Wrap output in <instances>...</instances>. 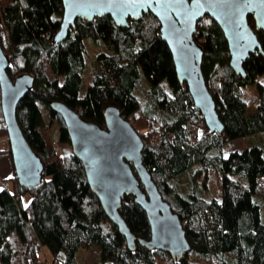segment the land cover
<instances>
[{"label": "trees", "instance_id": "1", "mask_svg": "<svg viewBox=\"0 0 264 264\" xmlns=\"http://www.w3.org/2000/svg\"><path fill=\"white\" fill-rule=\"evenodd\" d=\"M62 12L61 0H0V47L10 61L6 72L12 80L22 73L34 78L17 103V123L44 165L39 186L20 188L13 173L5 178L9 188H0V264H44V253L48 264H81L78 251L92 247L98 248L101 264H264V141L259 139L264 135V83L259 81L264 56L250 54L243 63L247 76H236L221 29L208 16L197 22L201 69L224 126L219 134L206 128L177 80L170 51L158 35L159 22L150 12L130 19L128 27L116 26L109 15L90 22L76 19L66 39L54 44ZM247 20L254 28L253 18ZM256 33L264 51V33ZM85 39L99 47L90 75ZM249 86L257 103L246 113ZM52 101L101 127L104 108L118 107L143 141L144 167L181 221L190 249L180 260L139 242L151 232L133 196H125L119 210L137 238L136 248L128 249L91 192L81 161L72 151L60 155L48 137L38 104L57 121L59 142L70 145ZM1 135L6 129L0 109ZM238 138L246 139L245 147L225 155V144ZM186 174L187 187L179 188L176 181ZM210 175L217 197L207 198L200 189ZM25 195L30 196L26 204Z\"/></svg>", "mask_w": 264, "mask_h": 264}, {"label": "water", "instance_id": "2", "mask_svg": "<svg viewBox=\"0 0 264 264\" xmlns=\"http://www.w3.org/2000/svg\"><path fill=\"white\" fill-rule=\"evenodd\" d=\"M60 26L52 36L57 44L66 39L76 19L92 21L109 15L119 27H128L150 12L159 22V37L165 41L174 64L177 80L185 86L193 105L199 110L209 131L219 134L223 124L215 102L206 86L201 64L203 48L194 34L197 22L210 17L221 29L227 42L229 67L245 78L244 61L258 52L264 56L256 30L264 33V0H61ZM254 21V29L247 17ZM0 14V24H1ZM10 61L0 47V109L9 144L14 175L20 188L40 185L44 165L30 147L16 119L18 101L32 89L34 78L22 73L13 80L6 69ZM66 127L72 154L82 163L90 190L98 198L107 218L125 238L129 250L136 248L137 238L129 230L119 210L125 196L145 212L150 238L139 239L149 250L168 253L180 260L189 249L178 215L172 211L142 163L143 141L131 124L121 116L117 106L104 108L105 127L84 120L77 111L61 101L50 102ZM133 167L136 175L130 166ZM142 185L143 188L140 187Z\"/></svg>", "mask_w": 264, "mask_h": 264}, {"label": "rangeland", "instance_id": "3", "mask_svg": "<svg viewBox=\"0 0 264 264\" xmlns=\"http://www.w3.org/2000/svg\"><path fill=\"white\" fill-rule=\"evenodd\" d=\"M85 44L87 45L88 52L90 54V59H88L87 62V75H90V73L93 71V69H96V64L94 63V56L96 52L99 50V47L94 45L92 42H90L88 39H85ZM259 81L264 83V77H260ZM84 92V88H82V93ZM245 96L248 100V106L246 107V113H250L254 111L255 104L257 103V93L253 86L247 87L245 90ZM38 108L40 111V114L44 120V122L49 126L48 129V137L50 139H53L54 144L56 145L59 154L70 152L71 151V145H68L67 143H61L58 139V123L55 119H52L48 116L46 108L38 104ZM259 139L261 141H264V135H260ZM247 141L244 138H238L233 141L228 142L224 146V154L226 155L230 150H241L245 147ZM8 139L7 135H1L0 136V181H6L5 178H8L13 175V164L10 157V154L8 152ZM5 148V149H3ZM7 151V152H5ZM7 158L8 163L5 165L4 158ZM202 174V173H201ZM202 182V175L200 177H197V183L201 184ZM188 183V175H184L181 178H179L176 181V184L179 188L186 189ZM200 193L204 197H210L215 196L217 197V193L214 189L213 183H212V176L210 175L207 178L206 186L204 188L200 189ZM30 199L29 195H25L23 198L24 203L26 204ZM44 253V252H43ZM49 261V256L47 253H44V255ZM78 257L80 259L81 264H101L98 257V248L92 247L90 249H80L78 251Z\"/></svg>", "mask_w": 264, "mask_h": 264}, {"label": "built area", "instance_id": "4", "mask_svg": "<svg viewBox=\"0 0 264 264\" xmlns=\"http://www.w3.org/2000/svg\"><path fill=\"white\" fill-rule=\"evenodd\" d=\"M150 129L151 130L154 129L153 124H151ZM0 188L8 189L9 185H8L7 181H0ZM44 264H48V261H45Z\"/></svg>", "mask_w": 264, "mask_h": 264}, {"label": "crops", "instance_id": "5", "mask_svg": "<svg viewBox=\"0 0 264 264\" xmlns=\"http://www.w3.org/2000/svg\"><path fill=\"white\" fill-rule=\"evenodd\" d=\"M3 149H5V148H3ZM0 151H1V149H0ZM5 152H7V151H5ZM7 153H8V152H7ZM4 163H5V165L8 163V160H7L6 156H5V158H4Z\"/></svg>", "mask_w": 264, "mask_h": 264}, {"label": "flooded vegetation", "instance_id": "6", "mask_svg": "<svg viewBox=\"0 0 264 264\" xmlns=\"http://www.w3.org/2000/svg\"><path fill=\"white\" fill-rule=\"evenodd\" d=\"M254 22V21H253ZM253 28V27H252ZM254 29V28H253Z\"/></svg>", "mask_w": 264, "mask_h": 264}]
</instances>
